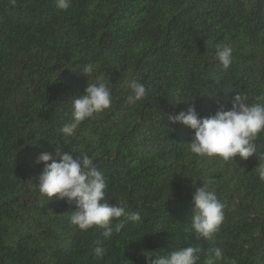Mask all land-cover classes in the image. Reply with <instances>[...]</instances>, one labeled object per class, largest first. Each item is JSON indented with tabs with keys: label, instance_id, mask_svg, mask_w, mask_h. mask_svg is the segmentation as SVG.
<instances>
[{
	"label": "trees",
	"instance_id": "trees-1",
	"mask_svg": "<svg viewBox=\"0 0 264 264\" xmlns=\"http://www.w3.org/2000/svg\"><path fill=\"white\" fill-rule=\"evenodd\" d=\"M223 44L233 48L228 69L215 55ZM90 63V79L111 83V107L66 137L59 129L72 119L68 101L89 83ZM131 81L145 85L143 100L128 101ZM236 93L250 103L264 94V0H71L67 10L56 0H0V264H147L149 253L188 245L199 249L198 264L214 247L224 252L217 264H264L255 155L197 156L187 143L194 130L168 123L192 104L201 117L227 110ZM255 143L259 156L264 132ZM57 148L91 156L105 174L106 201L141 221L109 238L98 226L72 225L75 204L48 199L35 184L37 157L55 158ZM206 179L224 204L207 240L190 218L192 183ZM94 241L106 249L102 259Z\"/></svg>",
	"mask_w": 264,
	"mask_h": 264
},
{
	"label": "clouds",
	"instance_id": "clouds-1",
	"mask_svg": "<svg viewBox=\"0 0 264 264\" xmlns=\"http://www.w3.org/2000/svg\"><path fill=\"white\" fill-rule=\"evenodd\" d=\"M70 5L71 0H56L58 9L67 10ZM232 53L233 48L229 44L217 46L216 59L223 69L230 67ZM95 71L94 64L83 65V73L89 83L82 94L74 95L68 101L72 119L59 129L66 137L74 135L81 122L111 107V83L102 75H96L94 80L90 79ZM127 89L130 103L143 100L147 95L145 85L139 81L129 82ZM183 101L186 100L176 99L177 103ZM168 123L170 126L181 123L194 130L193 138L187 143L189 151L197 156H217L224 161H231L237 155L243 160L255 155L258 163L254 170L258 178L264 181V153L257 156L255 143L258 135L264 132V94L250 103L247 96L236 93L231 100V108L225 110L221 105L214 114L204 117L198 114L192 104L186 111L182 110L175 115L168 114ZM41 162L43 168L38 182L35 183L38 191L48 199L55 196L69 205L74 203L75 210L72 211L70 223L81 232L98 226L103 230L102 235L109 238L114 231H121L126 221H141L138 212L126 210L118 203L110 205L106 201L108 185L105 174L86 152L76 154L72 150L63 152L57 148L55 158L52 153H40L36 163ZM212 183L211 179L196 185L192 183L195 190L192 193L191 230L198 238L205 240L219 230L224 220V204L210 187ZM92 253L100 259L105 256L106 249L102 242H93ZM198 253L197 247L188 245L172 248L164 254L144 255L149 258L147 264H198ZM222 260L223 250L214 247L207 251L204 264H217ZM230 264L237 262L231 260Z\"/></svg>",
	"mask_w": 264,
	"mask_h": 264
}]
</instances>
